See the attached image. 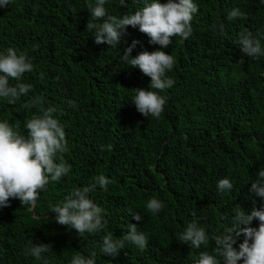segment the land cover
I'll return each instance as SVG.
<instances>
[{
	"label": "trees",
	"instance_id": "16d2710c",
	"mask_svg": "<svg viewBox=\"0 0 264 264\" xmlns=\"http://www.w3.org/2000/svg\"><path fill=\"white\" fill-rule=\"evenodd\" d=\"M87 2L13 0L0 8V53L14 48L34 65L22 78L31 85L27 95L15 104L0 98V122L19 125L27 136L26 121L43 115L32 102L42 98L43 108L57 109L54 118L68 141L63 160L70 165L67 175L40 192L33 211L18 199L0 210V264H71L75 255L93 252L96 264H196L202 251L215 255L211 237L231 226L239 206L250 214L264 205L250 190L264 166V56L253 59L236 43L241 33L252 32L264 48V0H193L199 11L191 37H174L163 49L175 59L166 72L175 83L160 93L166 104L159 119L144 117L131 102L134 88L150 90V78L123 56L134 40L140 43L133 56L160 45L131 26L119 45L96 44L87 30ZM144 4L106 0L105 8L122 17ZM233 9L247 18L229 21ZM99 175L111 181L108 190L97 185L89 198L104 210L105 228L79 236L58 224L51 209ZM222 178L231 181L232 191H218ZM153 198L163 204L155 215L146 207ZM129 208L143 219L135 221ZM193 221L209 236L207 247L192 249L177 240ZM131 223L145 233L147 247L125 241L119 255L103 254V237L122 239ZM41 243L52 246L41 259L25 255Z\"/></svg>",
	"mask_w": 264,
	"mask_h": 264
},
{
	"label": "clouds",
	"instance_id": "9594fccd",
	"mask_svg": "<svg viewBox=\"0 0 264 264\" xmlns=\"http://www.w3.org/2000/svg\"><path fill=\"white\" fill-rule=\"evenodd\" d=\"M12 2L13 0H0V8L8 7ZM120 3L123 6L126 0H120ZM105 4L106 0H88L86 4L91 12L87 30L93 33L96 44L106 43L112 47L119 45L124 32L131 26L147 35L150 43L160 45L155 51L144 50L133 56V48L140 43L134 40L123 56L128 66L138 68L150 78V90L134 88L135 95L131 102L144 117L159 119L166 104V96L160 93L172 88L175 83L166 77V72L173 68L175 59L163 49L172 45L174 37L184 40L191 37V22L194 14L199 11L198 6L193 0H167L165 3L161 0H145L144 6L134 13L117 17L107 13ZM238 17L247 18L239 9H233L228 14L229 21ZM213 27L215 28V25ZM219 30L223 33L225 26L221 24ZM236 43L241 46L244 54L253 59L264 56L260 39L252 32L241 33ZM33 70L34 65L26 54H18L17 50L11 47L6 53H0V98L15 104L21 96L27 95L31 85L23 83L22 78L25 73ZM10 79L17 83L11 85ZM32 103L41 106L43 115L26 121L27 136L20 134L19 125L0 122V210L10 207L13 199H18L22 206L34 208L40 192L45 190L50 182H58L70 172V165L64 162L62 155L68 151L66 133L53 115L57 109L54 106L43 108L40 97ZM106 148L110 151L112 146L107 145ZM110 183L109 178L99 175L95 177L93 184L73 189L62 203L52 207L56 222L70 229L74 228L79 236L100 232L105 228L104 210L89 198V193L94 191L97 185L107 191ZM233 188L228 178H222L217 183L220 192L232 191ZM250 190L264 199V166L258 171ZM146 207L155 215L162 209L163 204L153 198L147 202ZM128 213L137 222L143 219L139 212H134L131 208ZM195 215L193 212V216ZM254 220L259 222L258 227L251 226ZM137 224H129L122 239L105 235L102 253L111 257L119 255L120 250L125 247V241H130L138 249L144 250L148 240L145 233L138 231ZM241 235L244 239L237 248L235 245ZM211 239L214 242L215 255L202 251L196 264H264V205L253 209L250 214L239 206L233 215L231 226L225 227L222 234H215ZM177 240L189 243L192 249L207 247L209 244V236L196 221L188 223L186 230L177 236ZM50 248V244H35L25 250V255L30 254L36 259H41L42 254ZM95 256V252L87 257L77 254L72 258L71 264H96Z\"/></svg>",
	"mask_w": 264,
	"mask_h": 264
},
{
	"label": "water",
	"instance_id": "95a60500",
	"mask_svg": "<svg viewBox=\"0 0 264 264\" xmlns=\"http://www.w3.org/2000/svg\"><path fill=\"white\" fill-rule=\"evenodd\" d=\"M31 210L33 211V210H34V208H33V207H31Z\"/></svg>",
	"mask_w": 264,
	"mask_h": 264
},
{
	"label": "rangeland",
	"instance_id": "374dc122",
	"mask_svg": "<svg viewBox=\"0 0 264 264\" xmlns=\"http://www.w3.org/2000/svg\"><path fill=\"white\" fill-rule=\"evenodd\" d=\"M94 175H92V176H89L90 178H92Z\"/></svg>",
	"mask_w": 264,
	"mask_h": 264
}]
</instances>
